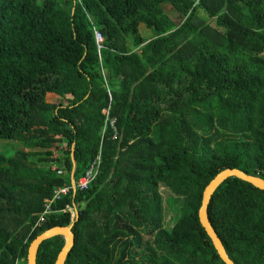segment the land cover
I'll return each mask as SVG.
<instances>
[{
  "label": "trees",
  "instance_id": "trees-1",
  "mask_svg": "<svg viewBox=\"0 0 264 264\" xmlns=\"http://www.w3.org/2000/svg\"><path fill=\"white\" fill-rule=\"evenodd\" d=\"M0 140L22 144L0 151V264H27L70 208L65 264H225L198 211L225 169L264 179V0H0ZM208 216L235 264H264L263 191L231 177Z\"/></svg>",
  "mask_w": 264,
  "mask_h": 264
},
{
  "label": "water",
  "instance_id": "water-1",
  "mask_svg": "<svg viewBox=\"0 0 264 264\" xmlns=\"http://www.w3.org/2000/svg\"><path fill=\"white\" fill-rule=\"evenodd\" d=\"M74 167L75 165L73 166L72 175H71L72 182H73ZM231 177L239 178L264 192V179H262L259 176L249 175L246 172L236 168H228L219 172L205 187L203 191L201 206L198 211L199 221L202 227L204 228V230L206 231L207 235L211 239L212 244L218 256L225 264H235V263L229 257L220 237L218 236L216 230L211 224V221L208 216V206L216 190L227 179ZM73 191L75 194V190ZM75 212L77 217V211ZM73 226H74V222H71L70 225L66 227H61V226L52 227L41 233L39 236H37L29 246L27 264H37V255L40 245L44 241L58 236L63 237L65 243L62 250L57 256L55 264H65L68 255L70 254L71 250L75 245V234L73 232Z\"/></svg>",
  "mask_w": 264,
  "mask_h": 264
},
{
  "label": "built area",
  "instance_id": "built-area-1",
  "mask_svg": "<svg viewBox=\"0 0 264 264\" xmlns=\"http://www.w3.org/2000/svg\"><path fill=\"white\" fill-rule=\"evenodd\" d=\"M96 39L98 43H100L103 39L100 33L96 32ZM109 109L104 110V113L107 117V121H109V124L112 129H114L116 133V119L112 118L109 113ZM116 137V134L114 135V138ZM100 165H101V158L98 156L90 165V167L86 170L85 174L77 181V183L72 184L71 186L64 185L58 188L54 189V193L51 198L45 199L44 200V211L40 215L38 221H37V226H41L45 221H46V216L52 213L53 210V204L59 200H61L63 197L67 196L71 190H86L89 188L91 183L97 178L99 170H100ZM71 211V220L73 221L76 212L74 209H69ZM22 261V260H21ZM18 260L16 264H19L21 262Z\"/></svg>",
  "mask_w": 264,
  "mask_h": 264
},
{
  "label": "rangeland",
  "instance_id": "rangeland-1",
  "mask_svg": "<svg viewBox=\"0 0 264 264\" xmlns=\"http://www.w3.org/2000/svg\"><path fill=\"white\" fill-rule=\"evenodd\" d=\"M164 10L166 11V13L171 18H173V19H177L178 18L177 14L174 12L172 7H170L169 5L164 6ZM140 32H141L142 36L145 39L150 40L153 37V32L151 30L146 29L144 26L140 27ZM110 99H111V96H110ZM20 148H22V144L19 143V142H16V141H2V140H0V151H4L5 150L4 152H6L8 154H12L14 152V150H17V149H20ZM33 159L36 160V158H33ZM42 166L43 167H48L47 164H45V165L42 164ZM62 171L64 172V170H62ZM53 193H52V195H53ZM74 220H75V218H74ZM74 220L72 222H74ZM166 222L169 223V224H173V219L169 216V218L167 219Z\"/></svg>",
  "mask_w": 264,
  "mask_h": 264
}]
</instances>
